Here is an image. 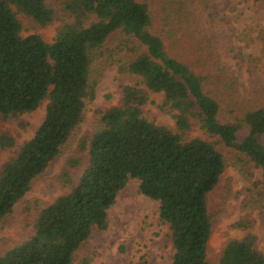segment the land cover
<instances>
[{
    "label": "trees",
    "instance_id": "obj_1",
    "mask_svg": "<svg viewBox=\"0 0 264 264\" xmlns=\"http://www.w3.org/2000/svg\"><path fill=\"white\" fill-rule=\"evenodd\" d=\"M53 1L67 18L46 42L21 35L22 19L51 23L45 0H0V118L31 113L46 101L32 138L0 170V226L80 124L85 101L93 98L91 63L111 36L115 54L133 55L119 70L138 83L122 85L116 105L95 111L96 128L78 144L82 173L74 181L71 171L83 166L82 158L69 161L59 175L66 192L37 211L28 238L0 254V264H71L92 229L107 228V210L133 179L141 195L157 202L158 219L168 227L170 264H212L207 249L215 214L208 201L225 167L217 144L260 169L264 180V104L223 107L215 76L191 53L194 35L181 34L176 0L157 10L156 32L145 1ZM148 92L162 93L175 131L142 115ZM191 119L206 139H186ZM14 143L0 132V149ZM234 226L245 233L224 242L216 264H264L255 235Z\"/></svg>",
    "mask_w": 264,
    "mask_h": 264
},
{
    "label": "rangeland",
    "instance_id": "obj_2",
    "mask_svg": "<svg viewBox=\"0 0 264 264\" xmlns=\"http://www.w3.org/2000/svg\"><path fill=\"white\" fill-rule=\"evenodd\" d=\"M140 1L150 4L154 17L152 31L156 32L155 14L168 0ZM45 3L53 11L51 23L40 26L30 19H22V36L37 34L44 41H51L56 28L67 17L53 0ZM176 4L181 34L194 35L196 48L191 53L199 65L215 76L223 107L245 109L264 104V0H176ZM115 44V36H111L91 63L89 85L93 98L85 101L80 124L2 222L0 254L26 240L37 211L66 192L59 175L69 161L82 158L83 166L71 171L74 181L82 173L86 162L85 156L78 153V144L96 128L95 111L116 105L122 85L138 83V77L119 70L133 55L126 51L115 54ZM45 104L42 101L36 110L17 118H0V132L11 135L15 142L12 148L0 149V170L16 156L22 143L32 138L44 117ZM142 115L157 125L176 129L171 113L163 107L162 93L148 92ZM185 137L207 138L194 119L190 120ZM217 149L224 156L225 167L208 201L209 210L215 214L207 249L212 264H216L226 240L240 238L245 233L234 226L237 223L255 235L256 248L264 252L261 171L237 156L233 149L220 144ZM173 251L168 227L157 216V202L141 195L138 181L133 179L125 183L107 210V228L92 229L71 264H81L84 259L89 264H170Z\"/></svg>",
    "mask_w": 264,
    "mask_h": 264
}]
</instances>
